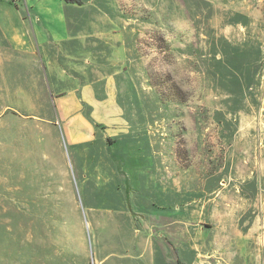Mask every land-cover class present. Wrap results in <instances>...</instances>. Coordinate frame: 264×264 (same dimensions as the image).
Here are the masks:
<instances>
[{"label":"rangeland","instance_id":"1","mask_svg":"<svg viewBox=\"0 0 264 264\" xmlns=\"http://www.w3.org/2000/svg\"><path fill=\"white\" fill-rule=\"evenodd\" d=\"M76 2L71 39L43 63L12 67L0 48V264H144L148 244L181 242L169 214L187 205L200 243L242 185L235 147H264V0ZM109 75L110 125L76 96L57 117V96L84 82L103 92ZM119 117L128 134L108 136ZM246 229L217 249L209 232L203 254L264 264V227Z\"/></svg>","mask_w":264,"mask_h":264},{"label":"crops","instance_id":"2","mask_svg":"<svg viewBox=\"0 0 264 264\" xmlns=\"http://www.w3.org/2000/svg\"><path fill=\"white\" fill-rule=\"evenodd\" d=\"M81 3L76 2V0H0V48L2 46L5 47L3 53L9 59L11 66L15 67V64H17V66L27 65L30 67L35 60L43 63L45 54L47 52L50 53L52 47L57 48L58 45L69 42L72 34L69 19L71 15L78 12L81 7L79 5H83ZM23 4L30 6V9L25 11L21 8ZM108 77L105 81L103 92H99L95 83L84 82L65 94L57 96L55 98L57 117L66 118L69 116L71 110L68 108L67 102L70 98L76 96L85 101L82 106V108H85L84 111L80 109L79 112H82L85 116L98 117L97 124L110 125L109 122L99 117L101 110L105 107L104 102L112 101L111 96H113L112 91L115 85L114 76L109 75ZM88 110L91 113H88ZM82 117L84 118L83 120H86L84 116ZM103 117H106V115ZM121 121L119 117L118 125L120 126L115 125L113 129L108 131V136L118 138L120 135L128 134L127 129L120 124ZM90 127L87 125L88 129ZM94 128L95 126L92 127V129ZM71 134H74L73 131H71ZM72 137L74 143L83 138ZM245 142L246 144H240L242 142H239L238 146L236 145L235 149L238 156L233 159V164L236 166L241 179L239 181L242 185L229 191L230 197L228 198L230 200L225 203L226 210L224 211L226 212H223L222 221L218 222V228L199 230L201 242H193L191 237L192 229L196 225L192 223L191 207L187 205L184 208L183 216H177L176 212H171L169 216L179 220L170 222L168 224L169 228L173 227L183 231L180 234L182 236L180 243H177V245L169 243L170 245L167 246L168 249L173 248L175 252L174 261L170 260L168 263L167 254L169 253H167L168 249L165 251V246L162 249L154 244H148L144 248V254L149 255V258L145 260L146 256H143L145 258L144 264H160L158 259L161 260L162 257L163 264H211V261L215 259L214 256L208 254V252L207 255L203 254L206 250H209L207 249L208 247H213L210 244L211 242L207 243L205 241L209 236V232L214 233L216 236L213 240V245L217 249L227 244L240 246L239 241L248 240L242 234V231L246 228L253 235L256 231L263 229L264 147L262 149L259 147L256 154H254L255 147L251 146L253 144L251 138H247ZM243 154L247 156H243ZM256 165H258V168L255 167ZM217 201L219 204H223L220 200ZM206 205L207 203L205 202L201 203L200 214L203 211L205 212L204 206ZM215 215L217 216V213ZM241 219H244L242 226L240 225ZM224 235H227V240L224 239ZM257 239L255 238L254 242ZM261 243L264 245L262 236L259 238V244ZM209 251L212 250L210 249ZM158 253L160 255L159 258L158 255L156 256ZM216 261H218V258Z\"/></svg>","mask_w":264,"mask_h":264}]
</instances>
